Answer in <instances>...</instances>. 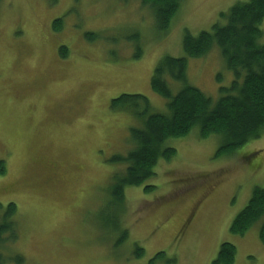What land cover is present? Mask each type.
I'll return each mask as SVG.
<instances>
[{"label":"rangeland","instance_id":"rangeland-1","mask_svg":"<svg viewBox=\"0 0 264 264\" xmlns=\"http://www.w3.org/2000/svg\"><path fill=\"white\" fill-rule=\"evenodd\" d=\"M243 1L179 0L163 28L144 0H0V204L15 203L18 227L1 253L23 264H211L228 242L232 264H264V215L243 235L230 231L253 188L264 187V132L222 154L220 136L202 138L198 127L168 138L174 155L111 203L110 177L121 168L111 159L142 125L111 100L142 94L166 111L150 86L155 67L185 56L186 32L210 30ZM260 29L264 43V18ZM164 77L176 94L182 83ZM234 78L215 45L187 57L186 83L214 101Z\"/></svg>","mask_w":264,"mask_h":264},{"label":"trees","instance_id":"trees-1","mask_svg":"<svg viewBox=\"0 0 264 264\" xmlns=\"http://www.w3.org/2000/svg\"><path fill=\"white\" fill-rule=\"evenodd\" d=\"M144 1L156 6L160 25L168 27L179 0ZM263 18L264 0H247L220 12V19L210 30L197 35L186 32L182 40L185 56H164L150 80L151 89L166 99V111H154L149 99L142 94H120L111 100L113 109L130 111L142 124L129 128L127 153L116 154L111 159L121 167L110 177L112 204L124 202L126 187L138 186L150 178L160 157L170 159L174 155V148L164 146L168 138L187 135L193 127H198L202 138L211 134L220 136L217 154H222L233 152L264 132V43L260 42ZM214 45L235 77L229 87L220 88L221 95L215 101L186 83L187 57L204 56ZM165 74L182 83L174 95ZM4 172V161L0 160V174ZM0 209V264L10 261L23 264V255L15 253L6 257L1 253L4 246L18 236L14 218L16 205L13 202L5 207L0 204ZM263 215L264 187L256 186L246 206L232 220L230 231L243 235ZM259 237L264 242V222ZM235 255V246L224 242L211 264H232Z\"/></svg>","mask_w":264,"mask_h":264},{"label":"flooded vegetation","instance_id":"flooded-vegetation-1","mask_svg":"<svg viewBox=\"0 0 264 264\" xmlns=\"http://www.w3.org/2000/svg\"><path fill=\"white\" fill-rule=\"evenodd\" d=\"M212 186H213V185H212ZM212 186H210L208 189H206V191H204V196H203L200 200H198L197 203H200L201 200H202L203 198H205L207 195H209V194L211 193V191H212Z\"/></svg>","mask_w":264,"mask_h":264}]
</instances>
